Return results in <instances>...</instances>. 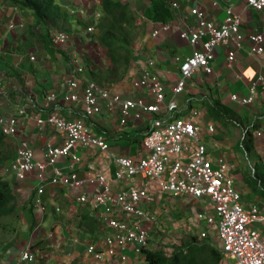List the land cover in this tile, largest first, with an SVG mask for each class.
Instances as JSON below:
<instances>
[{
    "label": "crops",
    "instance_id": "obj_1",
    "mask_svg": "<svg viewBox=\"0 0 264 264\" xmlns=\"http://www.w3.org/2000/svg\"><path fill=\"white\" fill-rule=\"evenodd\" d=\"M15 0H0V72L5 73V86L9 90L6 105L2 114H19L23 108L26 115L20 116L18 132L14 136L5 137L8 151L13 160L22 140H27L34 150L37 159H43L41 147L47 143L60 144L62 134L52 127H40L37 119L57 110L69 118L84 115L83 85L89 79L97 80L108 85L113 91L120 92L126 97L145 96L148 89L143 85L139 90L133 88L134 81L140 77L141 69L147 59H154L155 64L148 68L157 73L169 88L176 84L179 78V63L175 57L184 59L192 54L194 48L181 37L182 30L196 26L191 15V9L198 7L205 12L208 19L217 21L224 18L225 7L233 5L234 11L242 16V29L245 33L259 32L264 34V12H258L248 6L247 0H219L218 6H213V0H169L174 18L170 22H155L147 16L151 0H113L125 1L136 18L139 31L133 40L135 57L124 77L113 71V62L99 41V31L87 33L89 25H100L95 14L102 10L101 4H94L92 0H55L62 10L68 13L67 20L48 22L37 20L29 9L19 7ZM71 9H75L71 13ZM90 18L88 26L76 24ZM70 21L67 26L65 25ZM162 23H169L170 29L153 36L155 29ZM66 31L70 41L58 46L53 41L54 29ZM70 30V31H68ZM252 42L238 51L236 60L232 64L227 59L225 47L216 51L213 62L214 72L207 74L197 72L189 81L185 90L175 96L179 103L177 111H168L166 103L160 111L144 113L140 117L131 116L126 124L120 121L121 115L104 110L94 117H87L86 122L96 132L104 134L110 142V150L114 154L130 156L138 159L148 154L143 144L145 135L150 131L157 118L171 120L178 114L188 115L191 109L198 108L201 112L202 138L207 144L209 155L216 159L224 157L233 168L236 185L241 191L245 206L258 203L264 214V178L249 160L252 174L257 180V186L245 175V159H249V152L255 153L256 158L264 166V90L260 91L256 101L249 106H243L231 99L232 94L246 96L252 80L264 75V55H253L249 52ZM31 55L36 59L31 60ZM73 58H78V65L84 67L85 72L78 73L77 78L81 87L78 89L79 102H66L64 96L67 91L62 83L75 70L77 64ZM54 94L55 99L49 100ZM146 97V96H145ZM173 97L167 92L166 101ZM147 98V97H146ZM5 99V98H3ZM149 102L153 99L149 97ZM255 124L251 128V135L245 136L244 129L248 124ZM213 124L215 131L210 132L208 126ZM235 127V128H233ZM263 132L256 136V130ZM241 143L245 155L237 152L234 147ZM249 149V150H248ZM82 157L78 164L80 178L89 177V172L96 173L104 170L109 177H113L114 167L111 156L107 152L96 148H79ZM248 158H246V157ZM71 161L60 158V167L68 168ZM8 166L1 170V176L10 183L17 200L14 233L16 241L0 240V264H26L19 261L20 252L25 248L35 249L43 253L42 264H147L144 255L129 248L127 259L122 254L118 257H106L100 263L86 255L89 242L103 245V230L90 212L77 201V191L67 187L49 186L44 200L47 210L42 212L34 205L37 181L33 175L21 181L13 173L7 171ZM152 190L155 183H152ZM83 191L92 192L95 185L84 183ZM60 205L62 210L50 218L48 212L54 211ZM150 207L158 212L155 223H149V249L157 250L156 243L162 240L160 235L154 234L163 227L180 228L183 231H194L199 227L205 230L207 222L200 219L199 214L211 213L214 209L212 201L207 198L196 199L191 196L175 197L169 193L157 199ZM27 218L26 223L22 216ZM17 225V227H16ZM255 226L264 231V222H257ZM198 231V232H199ZM197 232V236H198ZM210 241H216L220 246L218 264H234L233 259L226 257L222 251V240L215 229L208 230ZM152 239V240H151ZM201 240V239H200ZM164 240H162L163 242ZM155 245V247H153ZM161 249V248H160ZM34 251V252H35ZM37 261L32 264H37Z\"/></svg>",
    "mask_w": 264,
    "mask_h": 264
},
{
    "label": "built area",
    "instance_id": "obj_2",
    "mask_svg": "<svg viewBox=\"0 0 264 264\" xmlns=\"http://www.w3.org/2000/svg\"><path fill=\"white\" fill-rule=\"evenodd\" d=\"M96 5L102 0H92ZM248 6L258 12H264V0H247ZM213 6L220 4L213 0ZM71 13L75 9L70 10ZM191 15L196 26L185 29L181 37L194 48L192 54L184 59L175 57L179 63V78L171 88L161 77L151 71L148 66L155 64L154 59H147L142 67L140 77L133 88L140 89L143 85L148 89L145 95L151 97L149 102L145 96L126 97L113 91L108 85L89 79L83 85L84 115L69 118L57 110L37 119L40 127H52L62 134L60 144L45 143L42 147L43 159H37L30 143L22 140L17 152L8 166V171L17 179L24 181L33 175L37 181L34 204L42 211L46 206L43 197L49 186L67 187L77 191L76 199L95 218L99 229L105 233L103 245L89 242L86 255L97 262H104L106 257H118L120 254L127 259L129 248L143 255L144 249L150 246V230L147 224L155 223L158 212L150 207L157 199L169 193L172 196H191L196 199L209 198L214 209L211 213H200V219H205V230L198 232V238L207 236L208 230L215 229L222 240L223 254L233 259L234 264H264V231L259 230L255 223L264 222V214L258 203L245 206L242 194L236 185L231 164L222 156L213 159L207 150V144L202 138L203 127L199 122L200 110L191 109L188 115L178 114L171 120L157 118L150 131L145 135L143 144L148 154L143 158L114 154L110 150L108 138L90 128L87 117H94L108 110L121 115L120 121L126 124L131 116L140 117L144 113L160 111L166 103L168 111H177V98L189 81L199 71L207 74L214 72L213 62L219 47H225L230 64L235 62L237 52L252 42L249 52L253 55H264V34L259 32L245 33L242 29V16L234 11L233 5L225 7L224 18L217 21L208 19L204 11L198 7L191 9ZM97 20L101 13L95 14ZM96 23L87 27V33L99 30ZM170 29L169 23H162L155 29L153 36ZM53 41L62 46L70 41V35L60 29H54ZM36 56L31 55V60ZM78 63V58H73ZM85 72L82 65L62 83L67 91L66 102H79L78 89L81 83L78 73ZM5 84V73L0 72V97L9 94ZM173 97L166 101L167 92ZM264 90V75H259L251 81L249 94L239 96L232 94L231 99L243 106L252 105L260 91ZM52 94L49 100L55 99ZM26 115L23 108L19 114H1L0 129L4 136H14L18 132L20 116ZM210 132L215 131L213 124L208 126ZM262 136L259 129L254 132ZM245 135V134H244ZM264 140V135L262 136ZM79 148H96L111 156L114 167L113 177L104 170L89 172L86 179L80 178L78 164L82 157L77 154ZM70 159L67 167H60V158ZM95 185L92 192L80 190L84 183ZM152 183L155 187L152 190ZM56 211L62 210L55 206ZM20 259L27 264L35 262L36 257L30 250L22 251Z\"/></svg>",
    "mask_w": 264,
    "mask_h": 264
},
{
    "label": "trees",
    "instance_id": "obj_3",
    "mask_svg": "<svg viewBox=\"0 0 264 264\" xmlns=\"http://www.w3.org/2000/svg\"><path fill=\"white\" fill-rule=\"evenodd\" d=\"M19 7L29 9L37 20L58 22L67 20L68 13L55 3V0H15ZM149 19L155 22H170L174 13L169 0H151L147 10ZM99 30V41L113 62V71L124 77L135 57L133 40L139 25L134 17L129 3L125 1L102 0V18ZM255 124H248L244 129L245 136L251 135V128ZM11 154L8 151L5 136L0 132V172L8 166ZM17 200L10 183L0 173V224L11 227L17 222ZM147 264H218L220 253L216 248L207 245L188 243L185 249L166 253L163 249H144Z\"/></svg>",
    "mask_w": 264,
    "mask_h": 264
},
{
    "label": "rangeland",
    "instance_id": "obj_4",
    "mask_svg": "<svg viewBox=\"0 0 264 264\" xmlns=\"http://www.w3.org/2000/svg\"><path fill=\"white\" fill-rule=\"evenodd\" d=\"M89 19L90 18H87V21L79 19V21L76 20L75 23L80 24L81 26H88L90 23ZM69 22L70 21H68L63 26H67V24ZM61 29L66 30L63 28H61ZM68 31H70V30H68ZM9 96L0 97V110L3 106L6 105L5 103H6L7 97H9ZM3 98H5V99H3ZM2 113H4V112H0V115ZM233 128H235V127H233ZM234 149L237 152H239L240 154L243 155V153H244V155H245V151L243 150L240 142H238V144L235 145ZM246 158H248V157H246ZM249 160L253 162V164L255 165V167L258 170V173L260 174V176L262 178H264V166H263V163L261 161H259L258 158H256L255 153L249 152V159H245V164H244L245 166H244L243 170L245 171V175L250 176V178H251L250 181L254 182L257 186V180L255 179V176L251 172ZM257 194L259 195V198H262V199L264 198V194H260V193H257ZM55 213H56V210L54 209V211H52L51 213L48 212V215L50 218H52V217H54ZM23 218L25 219L23 222L26 223L28 217L26 218L23 215L22 220H23ZM4 223H5V221H2V224H0V240H3V239L4 240H10L11 239L10 240L11 244H14L16 241V238H15L14 233H11V232H13V231L15 232V229H16L15 224L11 227V230H10V227H8V226L7 227L2 226V225H4ZM16 227H17V225H16ZM163 229H164L163 231L158 229V232L155 231V233H154L156 235H160L162 240H164L163 242L161 240L160 243H156V248H159V249L161 248V249L165 250L166 253H168V254H171L172 251H174V250L185 249L187 247L188 243H196V245H207L209 248L213 247L216 249H218L220 247L216 241H210L208 238L200 240L197 236V232L199 231V227H197L196 229L194 228V231H188V232L183 231L180 228L179 229L178 228H171L168 226L163 227ZM150 246H152V245H150ZM153 247H155V245H153ZM32 250L35 251V249H32ZM35 254L39 257V262L37 264H42L43 253L39 254L35 251Z\"/></svg>",
    "mask_w": 264,
    "mask_h": 264
},
{
    "label": "clouds",
    "instance_id": "obj_5",
    "mask_svg": "<svg viewBox=\"0 0 264 264\" xmlns=\"http://www.w3.org/2000/svg\"><path fill=\"white\" fill-rule=\"evenodd\" d=\"M100 7H102V3H101V5H100ZM100 13H101V17H100V19H99V22L101 21V18H102V10L100 11ZM100 28H101V26L99 27V30H100ZM98 30V31H99ZM0 132H1V129H0ZM1 134H2V132H1ZM3 135V134H2ZM4 136V135H3ZM6 137V136H5ZM11 162V161H10ZM10 162H9V164H10ZM9 164H8V166H9ZM8 169V168H7ZM8 171V170H7ZM34 201H35V199H34ZM43 202H44V204H45V206H46V202H45V200H44V197H43ZM35 205V204H34ZM60 206V205H59ZM35 207L36 208H39V207H37L36 205H35ZM40 209V208H39ZM41 210V209H40ZM47 210V208L45 209V211ZM55 210H56V208H55ZM42 211V210H41ZM45 211H42V212H45ZM25 250H30L34 255H35V257H36V260H35V262L37 261V255L35 254V252L31 249V248H25V249H23L22 251H25ZM22 251L20 252V255H19V261L21 262L22 260L20 259V257H21V253H22ZM22 262H24V261H22ZM24 263H26V262H24ZM34 263V262H33ZM27 264V263H26ZM32 264V263H31Z\"/></svg>",
    "mask_w": 264,
    "mask_h": 264
}]
</instances>
